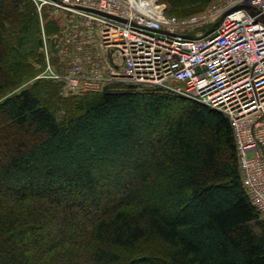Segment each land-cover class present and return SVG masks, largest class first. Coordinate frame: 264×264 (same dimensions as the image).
Segmentation results:
<instances>
[{
    "label": "trees",
    "instance_id": "1",
    "mask_svg": "<svg viewBox=\"0 0 264 264\" xmlns=\"http://www.w3.org/2000/svg\"><path fill=\"white\" fill-rule=\"evenodd\" d=\"M43 26L31 0H0V264H264L229 118L108 83L60 91L77 112L59 119L43 88L9 94L59 33Z\"/></svg>",
    "mask_w": 264,
    "mask_h": 264
},
{
    "label": "built area",
    "instance_id": "2",
    "mask_svg": "<svg viewBox=\"0 0 264 264\" xmlns=\"http://www.w3.org/2000/svg\"><path fill=\"white\" fill-rule=\"evenodd\" d=\"M35 1L39 11L50 4L76 13L108 52L88 74L79 65L65 74L49 67V77L64 83L63 94L121 82L177 93L224 113L243 185L264 219V0H220L186 17L168 13L161 0Z\"/></svg>",
    "mask_w": 264,
    "mask_h": 264
},
{
    "label": "rangeland",
    "instance_id": "3",
    "mask_svg": "<svg viewBox=\"0 0 264 264\" xmlns=\"http://www.w3.org/2000/svg\"><path fill=\"white\" fill-rule=\"evenodd\" d=\"M31 1L40 14L42 27L48 20H53L59 24L60 30L58 34L49 38L42 29L43 46L31 52L29 61L19 77L18 84L11 88L9 94L18 92L23 88H34L36 91L39 87L43 88L42 93L40 91L39 94L43 99L56 101L54 102L57 107L55 113L59 119H63L77 112L75 106L77 100L66 101L65 98L60 96V91L63 92L64 85H62V82L49 77L51 74L49 67L60 74H65L74 69L76 65H79L82 71L88 74L92 69L93 61L97 60V56L100 54V57L105 58L108 52L97 44L95 37L90 36L89 26L81 24L82 19L76 13L55 8L50 4H45L39 11L38 3L35 0ZM219 1L161 0L166 4L168 10L179 17L203 13ZM76 21H79V24L75 27ZM108 86L112 89H124L127 85L121 82H113ZM3 124L4 122L1 120L0 126H3ZM143 245L144 247H140L136 253L144 252L145 248L152 250L156 247L148 244Z\"/></svg>",
    "mask_w": 264,
    "mask_h": 264
},
{
    "label": "water",
    "instance_id": "4",
    "mask_svg": "<svg viewBox=\"0 0 264 264\" xmlns=\"http://www.w3.org/2000/svg\"><path fill=\"white\" fill-rule=\"evenodd\" d=\"M76 8L80 9V10H85V11L93 12V13H96V14H100V15H103V16L120 19L118 17H115L113 15H110V14H107V13H104V12H101V11H98V10H95V9H86V8H82V7H76ZM120 20H123V19H120Z\"/></svg>",
    "mask_w": 264,
    "mask_h": 264
}]
</instances>
